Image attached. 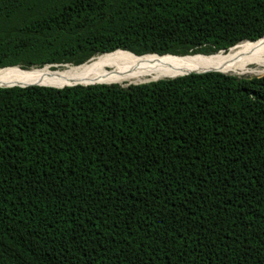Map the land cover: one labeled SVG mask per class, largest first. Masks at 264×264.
Here are the masks:
<instances>
[{"label":"trees","instance_id":"trees-1","mask_svg":"<svg viewBox=\"0 0 264 264\" xmlns=\"http://www.w3.org/2000/svg\"><path fill=\"white\" fill-rule=\"evenodd\" d=\"M260 41L264 0H0V68ZM120 83L0 86V264H264V74Z\"/></svg>","mask_w":264,"mask_h":264},{"label":"bare ground","instance_id":"bare-ground-1","mask_svg":"<svg viewBox=\"0 0 264 264\" xmlns=\"http://www.w3.org/2000/svg\"><path fill=\"white\" fill-rule=\"evenodd\" d=\"M260 43H264V41L257 42L248 48H244L246 46L234 47L226 57L211 61L200 60L209 56L197 57L203 55L184 58L169 55L134 57L136 59L133 61L119 66L120 69L118 71H112L104 65L110 64L113 59L126 58L127 56L113 54L106 58L93 57L85 64L61 72H50V69L46 67H32L24 70H21L19 66L6 67L0 69V85L43 84L60 87L69 85L67 83L140 82L205 69L254 73L259 70L249 68L248 65L250 63L257 64L260 67V71H264V51L260 50ZM131 57L133 58V56H128L127 58L132 59Z\"/></svg>","mask_w":264,"mask_h":264},{"label":"rangeland","instance_id":"rangeland-1","mask_svg":"<svg viewBox=\"0 0 264 264\" xmlns=\"http://www.w3.org/2000/svg\"><path fill=\"white\" fill-rule=\"evenodd\" d=\"M261 45H260V50H263L264 51V43H260ZM244 48H246V47H244ZM233 50V48L229 51V52H227V53H218V54H216V55H213V56H210V57H206V58H199L200 60H204V61H211V60H215V59H222V58H224V57H226L227 55H229L230 54V52ZM216 53V52H215ZM117 54H121V55H123V56H133V58L132 59H130V58H125V57H123V58H117V59H113V60H111V62H110V64H105L104 66L106 67V68H109L110 70H112V71H118L120 68H119V66H121L122 64H125V63H128V62H131L132 60H134V59H136V58H134V57H136V56H134V55H130V54H125V53H117ZM111 55H113V54H108V55H97V56H95V57H108V56H111ZM197 57H202V56H197ZM204 57V56H203ZM194 59H196V58H194ZM90 61V60H89ZM88 62V61H87ZM86 62V63H87ZM16 66H19V65H16ZM10 67H13V66H10ZM248 67L249 68H251V69H256V70H259V71H257V72H254V73H236V72H225V73H230V74H235V75H238V76H245V77H252V76H260V75H263L264 74V71H260V67L257 65V64H254V63H250L249 65H248ZM32 68V67H31ZM62 68H68V66H64V67H62ZM127 81H124L123 83H126ZM121 84V83H120Z\"/></svg>","mask_w":264,"mask_h":264},{"label":"water","instance_id":"water-1","mask_svg":"<svg viewBox=\"0 0 264 264\" xmlns=\"http://www.w3.org/2000/svg\"><path fill=\"white\" fill-rule=\"evenodd\" d=\"M223 51V50H221ZM156 54V53H154ZM200 53H195V54H186V55H176V54H163V55H159L157 54L158 56H165V55H169V56H172V57H177V58H184V57H191V56H196V55H199ZM82 64V63H81ZM81 64H77V65H73V64H69V63H61V64H46L45 66H48V67H56L55 69H50L49 71L50 72H61V71H66V70H69L70 68L72 67H78L80 66ZM64 66H68V68H62ZM6 67H9V66H6ZM61 67V69H59ZM5 67H1L0 69H3ZM19 68V67H18ZM21 70H24L22 68H20ZM206 71H220V72H223L221 70H218V69H205V70H202V71H190V72H187V73H182V74H179V75H175V76H171V77H176V76H180V75H185V74H189V73H201V72H206ZM225 73V72H224ZM161 78H167V77H161ZM159 78H156V79H149V80H146V81H140V82H126V83H121L122 85L124 84H129V83H141V82H148V81H151V80H157ZM96 83H105V84H109V83H116V82H109V83H106V82H96ZM75 84H82V85H88V84H95V83H74V84H69V85H75ZM14 85H18V86H28V85H42V86H51V85H43V84H9V85H0V86H14ZM69 85H65V86H69ZM52 87H57V86H52ZM64 86H60V87H57V88H62Z\"/></svg>","mask_w":264,"mask_h":264}]
</instances>
